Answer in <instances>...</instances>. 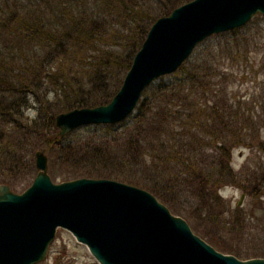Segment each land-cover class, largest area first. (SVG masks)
<instances>
[{
    "label": "trees",
    "instance_id": "obj_1",
    "mask_svg": "<svg viewBox=\"0 0 264 264\" xmlns=\"http://www.w3.org/2000/svg\"><path fill=\"white\" fill-rule=\"evenodd\" d=\"M185 1L0 0V182L26 187L33 152L43 147L53 181L138 185L215 249L264 257L263 250L241 255L216 232L264 238V25L257 16L205 37L143 89L125 119L94 124L100 133L65 140L54 125L60 111L108 101L151 22ZM243 148L234 169L231 151ZM15 176L26 180L13 184ZM225 184L251 198L249 218L239 205L231 220L219 219L231 209L217 193Z\"/></svg>",
    "mask_w": 264,
    "mask_h": 264
},
{
    "label": "water",
    "instance_id": "obj_2",
    "mask_svg": "<svg viewBox=\"0 0 264 264\" xmlns=\"http://www.w3.org/2000/svg\"><path fill=\"white\" fill-rule=\"evenodd\" d=\"M256 13L264 14V0H187L156 17L109 100L56 113L57 134L125 119L143 89L176 70L200 41ZM33 154L36 172L26 187L16 192L0 183V264L42 260L57 227L98 264H264V257L242 259L215 249L142 187L107 177L53 181L44 150Z\"/></svg>",
    "mask_w": 264,
    "mask_h": 264
},
{
    "label": "rangeland",
    "instance_id": "obj_3",
    "mask_svg": "<svg viewBox=\"0 0 264 264\" xmlns=\"http://www.w3.org/2000/svg\"><path fill=\"white\" fill-rule=\"evenodd\" d=\"M254 16H257L258 21L261 22L262 25H264V14L256 13L253 15V17ZM165 75L167 74L161 75L160 77H163V76L166 77ZM260 77L262 76L260 75ZM30 104L32 105V101H30ZM34 112H35L34 108H29L28 110H26V113L29 116H32ZM93 125L94 124L81 125L60 137H62L65 140L70 139V140L75 141V140H78L84 137L85 135H89L92 132L100 133V131L103 130L100 127L94 128ZM262 133L264 134V132ZM39 149H43L45 155H48L47 153L48 151H46L43 147ZM247 153H248V150L246 148H243L242 150L233 149L231 151V163L234 169H237L240 166V164L244 162L245 155ZM48 163H49V160L47 159V173H48V168H49ZM32 166H33L32 169H30V171L26 173L25 175L28 181L32 179V177L34 176L36 172V167L34 164V154L32 155ZM3 178L8 181L9 180L12 181L11 176L7 174H5ZM14 178L16 179H13V182H12L13 184H20V182L22 183V182H25L26 180L24 178L22 179V177L20 176L18 177L15 176ZM55 181H59V179H55ZM0 183H5V181H2ZM241 192L242 191L238 187H235L230 184L222 185L221 187L217 189V193L222 198L224 205L225 206L229 205L231 208L229 209V211L223 212L220 215L219 219L231 220L234 216L233 215V213L235 212L234 208L239 205H242L241 207H242V212L244 216L246 218H249L248 214L251 208V198L244 195L240 203L239 204L236 203ZM179 204L182 206L185 205L184 202L179 203ZM179 210L183 211L182 209H179ZM260 220L262 221L264 220V218H261ZM216 232H222L223 243L225 245L233 247L236 251L240 252L241 255L251 254V253L253 254V253H257L258 251H262V250L264 251V238H259L258 237L259 235H257V233L253 230L251 231V235L243 234L240 236H236L234 232H231V230H229L228 228L224 229V232H223V229L222 230L218 229ZM33 264H98V262L89 253L86 246L76 241L73 235L68 230H66L65 228L57 227L55 230L54 237L48 245V249H47L45 257L42 260L35 262Z\"/></svg>",
    "mask_w": 264,
    "mask_h": 264
}]
</instances>
